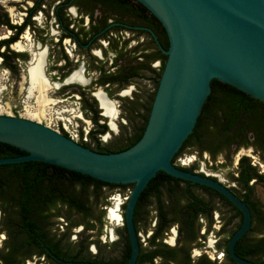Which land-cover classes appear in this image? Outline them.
Segmentation results:
<instances>
[{
	"label": "trees",
	"instance_id": "1",
	"mask_svg": "<svg viewBox=\"0 0 264 264\" xmlns=\"http://www.w3.org/2000/svg\"><path fill=\"white\" fill-rule=\"evenodd\" d=\"M63 2L84 7L83 13L88 14L91 19L89 32L103 30L107 26L106 19L109 16L115 15L120 20L127 16L128 23L150 28L157 36L161 47L168 48L166 33L159 21L134 0H63ZM96 9L106 13L107 16L103 15V19L93 20ZM94 21L96 23L92 25ZM27 24L28 18L21 27H17L18 33ZM80 28L84 29L83 26ZM116 28L117 26L111 27L113 31H116ZM143 33L158 52V56L152 59H161L154 91L151 95L147 91L143 92V103L139 101L138 96L127 102V111L123 115L127 125H121L119 135L106 143H102L98 135L106 133L107 127L105 124H97L99 117L95 102L87 103L84 108L91 112L95 130L89 135L90 143L79 142L83 147L101 154L118 153L132 147L141 138L158 86V79L166 61V56L151 34ZM17 56L13 53L9 56L4 55L5 65L14 74H17L18 70L12 62ZM144 69L145 71L149 69L148 60L145 61ZM61 133L67 136L63 131ZM251 144L264 145V104L250 99L228 85L212 80L211 93L203 105L194 131L185 140L172 163L182 170L192 172L193 167L184 168L177 164V159L193 152L192 148L197 147L200 152L210 150L213 155L225 151L233 155L237 149ZM261 152L264 153V148ZM21 155L24 153L0 143V158ZM241 161L240 180L246 186L252 177L259 178V176L249 166L246 158ZM132 188L133 185H111L40 162L0 166V210L4 213L2 218L10 231L11 241L14 246L21 248L28 245V260L35 254L39 257L44 255L46 258L44 264H59L46 252V249L63 261L125 264L130 256V243L125 226L116 229L118 241L111 244H102L99 236L104 225L103 218L105 208L108 206V198L115 192L124 194L127 189L131 191ZM213 195L222 198L210 188L193 185L158 172L143 190L136 204L133 217L135 231L136 233L139 231L141 205L151 203L163 218L166 217L167 211L181 214L184 224L188 226L187 234L191 236L194 233L191 224L196 222L197 218L200 216L211 218L214 209L211 203L215 198ZM246 200H249V192ZM248 203L250 204L249 201ZM122 208L124 212L125 206L123 205ZM259 219L264 222L263 217ZM76 228L81 230L75 232ZM233 234L234 231L230 232L228 238ZM72 236H75V239H71ZM250 241L251 238L248 237L241 239L235 247L236 255L255 264L263 263L264 246L260 242L249 245ZM227 242L228 239L224 242L222 251L229 263L235 264L228 256ZM92 245H96V254L89 251ZM178 249L181 251V248ZM186 253L188 257L189 251L186 250Z\"/></svg>",
	"mask_w": 264,
	"mask_h": 264
},
{
	"label": "water",
	"instance_id": "2",
	"mask_svg": "<svg viewBox=\"0 0 264 264\" xmlns=\"http://www.w3.org/2000/svg\"><path fill=\"white\" fill-rule=\"evenodd\" d=\"M134 1L159 21L168 41V48L163 49L148 30L166 61L139 141L124 151L101 154L41 123L0 115V143L24 153L0 158V166L40 162L111 185H133L123 214L130 243L125 264L137 262L135 207L158 172L210 188L243 215L241 226L229 239L228 256L235 264H254L235 253L251 224L245 203L219 182L182 170L172 160L193 133L212 80L264 104V0ZM56 260L59 264H98Z\"/></svg>",
	"mask_w": 264,
	"mask_h": 264
},
{
	"label": "flooded vegetation",
	"instance_id": "3",
	"mask_svg": "<svg viewBox=\"0 0 264 264\" xmlns=\"http://www.w3.org/2000/svg\"><path fill=\"white\" fill-rule=\"evenodd\" d=\"M12 4L19 8L23 16L20 22H13L10 19L8 11L0 5V29H5L8 32L6 37H0V43L7 42L0 44V67L8 71L14 79H21L20 74L23 71V79L26 81L29 88V64L35 59L36 61L34 63L40 59V56H32V53L37 54L43 52V78L47 83L52 85V89L58 91V94H66L68 97L76 98L79 103L80 112H82L84 118L91 124L89 131L84 134L82 131L78 133L77 136L79 140H76V142L78 144L81 141L87 144L90 143L89 135L95 130V125L91 112L84 108V106L92 102H95L96 110L98 111L99 119L97 124H105L107 127L106 133L98 135L99 140L101 141V138H105L106 140L110 135H112V137L118 136L121 125H127L126 118L123 116L127 111V102L134 100L135 96H138L140 97L139 101L143 103L144 83L150 82L154 87L155 80H157V75L160 72L161 59H152L158 56V52L153 48L150 39L143 33L152 30L143 25H131L128 23L127 16H125L123 20H120L117 16L112 15L106 19L107 26L103 30L100 32H89L91 29V19L88 14L83 13L84 7L82 8V6L77 4H70V2L66 4L63 0H26L20 4ZM63 5L65 7H61ZM38 15L44 17L43 28L37 26L36 22ZM103 15L107 16L106 13L96 9L93 20L103 19ZM27 18L28 24L18 33L17 27H21L26 22ZM95 23L96 21H94L92 25ZM80 26H83L84 29H81ZM113 26H117L116 31L111 29ZM53 28L58 31V33L49 37L48 31ZM26 31H28V35L33 37L36 41L35 47L28 45L31 47L32 52L27 49H16L17 44L20 43L19 40ZM15 37L17 38L12 40ZM65 42L71 46L70 52L65 51ZM146 48L148 50H146ZM11 53L18 55L12 62L18 70L17 74H14L11 69L5 65L4 55L9 56ZM146 60L149 61L148 71L144 69ZM48 63L49 67L47 68ZM76 72H80L85 80L84 83L68 81ZM50 74H52L51 80L47 76ZM91 74L96 77L92 79L90 77ZM130 90L132 91V95L129 97L128 93L131 92ZM153 91L148 93L151 95ZM98 92H101L108 101L112 102L116 109L117 113L114 118L115 120L113 119L114 121L112 123L110 122V124L109 119H112L104 113V109L97 98ZM117 101H119L120 104H117ZM117 107L120 110V114ZM15 117L19 116L16 115ZM117 119H120V121H117ZM33 121L36 122V120ZM112 124L115 128L112 127ZM61 131L67 135L66 137L74 139V136L64 125L63 129L59 128L58 130L59 133H61ZM116 131H118V133L114 135ZM262 148H264V145L251 144L247 147L242 146L237 149L233 155L226 153L227 151L213 155L209 152L210 150L200 152L196 147L192 148L193 152L184 154L195 157L190 166L185 167L183 165L181 166L179 163L177 164L184 168L193 167V173L219 182L228 188L240 201L245 203L251 215V224L249 230L241 239L248 237L251 238L249 245H255L260 242V244L264 246V222L262 223L259 219L261 217L264 218V206L258 201L255 194L256 187L264 189V153L261 152ZM242 149L252 150L253 154L259 156L261 163L255 164L251 161L250 157L246 155H239L237 160L233 163V156ZM219 157L223 158V163L218 161ZM243 158L248 160L249 166L253 168L255 174L261 178L252 177V179L247 182L246 186L240 180L242 171L241 160ZM230 165H234V168L233 172L229 173L227 180L215 173L224 171V169L228 168ZM248 192V201L250 204L246 200ZM213 196L215 198L213 199V203H211L214 208L211 212V218L206 216L197 218V221L191 224V228L194 230L191 236L187 234L188 226L184 224L185 221L182 219L181 214H177L178 212L173 213L167 211L165 212L166 217L163 218L160 212L156 210L154 204H142L139 210V231L137 233L139 241L138 264H230L222 249L224 248V242L227 239L229 242L231 238H228L229 233L233 231L235 233L241 226L243 215L222 195L219 194L222 198L215 195ZM123 214L124 212H122L121 216V227L124 226ZM3 215L4 213L0 210V264H36V262L44 264L46 261L44 255L39 257L35 254L28 260V245L22 248L13 245L10 238V231L2 218ZM214 215L218 218L219 222V227L216 231L218 240L209 242L207 236L209 233L214 232L212 229ZM79 229L80 228H76L74 231L79 232L77 231ZM182 229L184 230L183 232ZM111 231H108V234L112 240L114 232L113 230ZM116 236V241H118L117 233ZM90 247H93L92 250L95 248L97 253L96 245ZM178 248H181V251ZM185 249L189 251L188 257H186L187 253ZM47 250L48 249H46V252L48 253ZM92 250H90V252L96 254L92 252ZM209 250L215 253L220 251L223 254H221V256L218 255L219 257L217 256L216 260L215 258L209 257ZM223 255L224 258H222ZM52 258L59 259L56 256Z\"/></svg>",
	"mask_w": 264,
	"mask_h": 264
},
{
	"label": "rangeland",
	"instance_id": "4",
	"mask_svg": "<svg viewBox=\"0 0 264 264\" xmlns=\"http://www.w3.org/2000/svg\"><path fill=\"white\" fill-rule=\"evenodd\" d=\"M25 1L26 0H19V1L0 0V5L8 11L10 19L13 22H20L22 19L23 13H21L19 8L17 6H14L12 3L20 4ZM36 23H37V26H39L40 28H43L44 27V17L41 15H38ZM48 33L50 37L51 35L52 36L56 35L58 31H56L53 28L51 30L49 29ZM7 35H8V32L5 29H0L1 38L6 37ZM19 42L20 43L18 44L25 45V46L32 45L33 47H35V44H36V41L33 39V37L28 35V31H26L22 35ZM64 45H65V51L70 52L71 46L68 45L67 42H65ZM16 49H20V48H18L17 46ZM20 50H24V49H20ZM48 67H49V63L47 64V68ZM52 74L47 75L48 78H50V80H51ZM20 76H21V79H14L8 71L0 67V115H8V116H14V117L18 115L19 117H25L28 119L36 120V122L41 123L56 131H58L59 128L63 129V125H64L65 127L69 129L71 134L74 136L73 140L75 141L79 140L77 135L80 131H82L83 134L89 131V129L91 128V124L89 121H87L84 118V115L82 114V112H80L78 100L70 96L68 97L66 96V94L64 95L58 94V91L56 89H52L46 96L48 99H51L54 102V104L48 106V109H50V112H51V116L42 117L40 119L30 117L28 111L29 110L34 111V109H38L37 103H36L37 93L36 94L33 93L31 97H28V89H27L28 86H27L26 81L23 79V76H24L23 71L21 72ZM90 77L94 79L96 76L91 74ZM153 89L154 87L152 83L150 82L144 83V91L150 92V91H153ZM131 95H132V91L128 93L129 97ZM117 104H120V102L117 101ZM117 109L119 110L118 107ZM119 114H120V110H119ZM114 120L109 119V124L110 122H113ZM117 121H120V119H117ZM117 133L118 131H116L114 135H116ZM113 139H114V136L112 137V135H110V137L107 138L106 140L105 138H101V141L105 143ZM239 155H246L250 157L251 161L254 162L255 164L260 162L259 156L256 154H253L252 150L242 149L235 156H233L232 158L233 163L237 160V157ZM190 156L191 155H183L179 161V164L185 167L190 166L192 164V160L194 161V158H195V157H190ZM218 161L223 163L224 160L222 157H219ZM233 168H234V165L232 166L230 165L228 168H225L224 171L215 172V173L219 174L221 178L227 180L229 173L233 172ZM129 193H130V189H127L124 194H119L118 192H115L108 198V206L105 208V217L103 219L104 225L102 227L101 236L99 238L102 244L104 243L111 244L112 241H116L117 236H116L115 230L121 227L122 218H121L120 224L112 225V223H110V221L107 220V213L111 210V208H115L117 203H120L118 213L120 214V216H122V212H123L122 207L123 205L125 206ZM255 194H256L258 201L264 206V189H261V187H256ZM213 222L214 223L212 225V229L214 232L209 233L207 236V240L209 242L218 240L216 231L218 230L219 222H218V218H216L215 215L213 217ZM111 230H113L114 232L112 235L113 236L112 240L108 234V231H111ZM77 231H80V229ZM74 238L75 237L73 236L71 237V239H74ZM92 248L90 247L89 251L92 250ZM92 252L96 253V249L94 248ZM221 254L223 253L220 251L217 253H215L212 250L208 251L209 257L215 258L216 260H217V256L218 255L221 256ZM222 258H224V255L222 256Z\"/></svg>",
	"mask_w": 264,
	"mask_h": 264
},
{
	"label": "bare ground",
	"instance_id": "5",
	"mask_svg": "<svg viewBox=\"0 0 264 264\" xmlns=\"http://www.w3.org/2000/svg\"><path fill=\"white\" fill-rule=\"evenodd\" d=\"M6 1V0H5ZM7 1H19V0H7ZM18 48L20 49H27V50H32L30 46H25V45H21V44H17ZM32 52V51H31ZM40 56V59H38V61L36 63H34L36 61L33 60L30 64H29V79H30V85L28 88V97H31L33 95V93H37L36 96V103H37V107L38 109H34V111H28L29 116L32 118H42V117H46V116H51V112L50 109H48L49 105L54 104V102L51 99H48L46 96L48 94V92L52 89V85L50 83H47V81L43 78L42 75V69L44 66V61H43V56L44 53L43 52H39L37 54L32 53V56ZM27 68V69H28ZM69 82H75V83H84L85 80L84 78L81 76L80 72H76L74 73L68 80ZM34 97V96H33ZM97 98L101 103V106L104 109V113L111 118L112 120L115 118L116 116V109L114 108V104L110 101H108L105 96L101 93L98 92L97 93ZM28 108V107H26ZM31 109V108H29ZM33 112V113H31ZM55 115V114H54ZM112 123V122H111ZM112 127H114V125L112 124ZM119 205L120 203L116 204L115 208H111V210L108 212V220L110 221V223L113 224H120L121 222V216L118 213L119 211Z\"/></svg>",
	"mask_w": 264,
	"mask_h": 264
}]
</instances>
